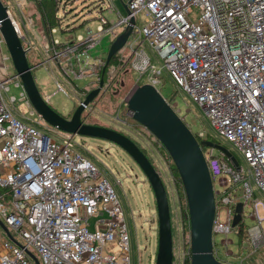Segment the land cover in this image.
Instances as JSON below:
<instances>
[{
  "label": "built area",
  "instance_id": "obj_1",
  "mask_svg": "<svg viewBox=\"0 0 264 264\" xmlns=\"http://www.w3.org/2000/svg\"><path fill=\"white\" fill-rule=\"evenodd\" d=\"M122 1L129 13H118L117 20L101 17L94 32L87 28L85 36L64 43L51 37V47H45L49 60L68 67L102 35L108 34L112 42L131 17L135 20L144 12L145 25L136 28L134 23L122 47L128 57L114 55L112 66H106V83L110 86L127 70L160 92V69L167 70L218 136L243 157L248 166L244 198L252 193L249 181L264 193V0ZM192 7L200 11L196 19L190 18ZM144 43L162 61L160 68L152 64ZM8 59L3 56L2 62ZM1 70L0 220L22 247L0 236V264H34L26 250L39 264H131L127 227L114 188L89 159L70 149V139L61 143L34 127L44 122L33 109L21 111V103L31 108L23 90L18 100L5 99L9 82L22 87L7 64ZM85 73L77 70V76ZM127 102L125 109L131 113ZM113 119L127 129V117L122 119L116 111ZM205 160L216 202L214 234L218 226L230 225L236 203L234 189L223 176L230 174L233 181L242 176L215 156ZM216 179L226 186L222 193L215 190ZM221 211L225 224L219 223ZM259 224L249 227L252 239L264 238Z\"/></svg>",
  "mask_w": 264,
  "mask_h": 264
},
{
  "label": "rangeland",
  "instance_id": "obj_2",
  "mask_svg": "<svg viewBox=\"0 0 264 264\" xmlns=\"http://www.w3.org/2000/svg\"><path fill=\"white\" fill-rule=\"evenodd\" d=\"M3 3L5 4V2ZM11 7V10H9L11 18L23 35L24 30L22 25H20L22 21L20 14L24 13L23 8L19 4L16 7L11 4ZM110 7L113 8L111 14L108 13ZM116 10H119L120 14H125L119 0H111L110 3L107 0H58L57 13L54 19L56 30L53 33V37L64 43L71 39L74 40L77 35L85 36L87 28L93 32L95 31L101 17L107 20H117L118 14ZM199 12L198 8L192 7L190 9V18L196 19ZM145 18L144 12H138L135 15V27L141 28L144 26ZM68 38L70 39L68 40ZM66 39L68 41H64ZM141 40L142 37L139 38V42ZM32 45L34 46L33 48L30 47L32 50L27 51L28 62L32 61L33 53H36V51L43 53L38 44L32 43ZM23 46L27 47L29 43L23 41ZM109 46L110 36L104 34L100 41L88 50L87 54H78L76 56L77 59L74 57L71 66H68L63 72L61 70H51L47 64L45 67L39 66L32 71L37 88L51 109L66 117L78 105L79 99L84 96L82 92H77L76 89L82 90L90 87L94 76H89L88 73L77 76L73 69L76 63L75 60H89L90 58H99L101 55L105 57L106 55L104 54L107 53ZM143 47L152 64L160 68L162 61L158 59L146 43L143 44ZM120 53H122L123 58L126 59L128 57L125 48H121L114 55H119ZM3 56L9 55L0 36L1 61ZM3 64H7L9 70L13 71L10 59L4 61ZM86 66V64L85 67L77 65L76 69L84 71ZM111 66L112 62L108 67ZM107 70L103 74L105 88L107 86ZM160 78L162 84L158 85L159 94L174 111L179 112L178 115L193 133L196 140L200 142L205 140L206 136L210 140L228 148L236 158L240 168L237 172L242 176V180L233 181L230 174H225L223 178L227 180L226 183L230 186L229 188L234 189L231 192L235 197V202L243 203L242 231L239 238H237L236 228H232L231 225L218 226L213 234V242L216 245V257L221 262L234 263L242 261L243 264H264V238H253V240L248 233L249 227L255 226L258 221H260L259 227L264 233V193L256 188L252 181H249L248 184L252 193L249 198H244L243 179L248 178V166L243 157L229 143L218 136L203 111L189 98L186 92L181 91L176 86L167 70L162 67L160 69ZM68 81L72 83L74 90L70 88ZM144 81V77L139 79L135 72L121 70L104 95L100 98L101 91L99 96L84 108L82 118L89 114L90 117L85 120V123L94 125L95 122H98L99 125L122 132L144 149L152 165L161 176L167 192L173 234V264H182L184 257L188 254L190 241L189 232H185L186 226L181 224V214L187 210L184 191L174 183L175 179L170 170L172 161L168 157L167 152L161 147V143L149 130L134 121L131 118L132 114L125 109V103L132 92L137 86L142 85ZM8 87V91L4 93L5 99L14 96L18 100L22 88L16 87L13 82H9ZM58 87H61L62 91L58 90ZM116 111L122 119L125 120L127 117V129H123L113 119V114ZM34 127L55 141L63 143L70 139V149L81 153L95 165L101 175L114 188L121 205L129 237L131 264H154L157 246L155 201L146 178L131 158L113 144L100 139L71 136L46 123ZM203 153L205 157H208L207 155L220 156V153L214 149H206V154L205 152ZM214 187L215 190L222 193L226 186L220 185L216 179ZM178 195H180V198ZM219 223L225 224L223 211L220 213ZM0 236L4 237L2 230H0Z\"/></svg>",
  "mask_w": 264,
  "mask_h": 264
},
{
  "label": "water",
  "instance_id": "obj_3",
  "mask_svg": "<svg viewBox=\"0 0 264 264\" xmlns=\"http://www.w3.org/2000/svg\"><path fill=\"white\" fill-rule=\"evenodd\" d=\"M125 14H128L126 4L119 0ZM135 23L133 17L122 32L111 42L97 86L86 92L69 118L55 112L39 92L33 76V66L27 60V49L7 5L0 0V36L11 60L15 76L18 77L22 90L35 112L47 125L71 136H82L100 139L113 144L126 153L137 165L146 178L152 191L157 216V246L154 264H173V234L167 192L161 176L156 171L143 151L127 135L103 125L85 123L82 118L84 108L92 103L101 93L107 91L104 87L103 74L110 59L126 42ZM132 119L144 126L161 143L178 172L185 195L187 216L189 222L190 264H225L219 261L213 253V223L216 214V202L213 182L206 164L202 146L219 151L230 163L234 171H239V165L232 152L210 140L198 142L182 121L180 116L165 101L159 92L149 84L137 86L127 102ZM243 203L234 206L230 225L235 228L242 218ZM0 229L6 237L17 246V242L8 228L0 220ZM34 264H39L36 257L26 250Z\"/></svg>",
  "mask_w": 264,
  "mask_h": 264
},
{
  "label": "crops",
  "instance_id": "obj_4",
  "mask_svg": "<svg viewBox=\"0 0 264 264\" xmlns=\"http://www.w3.org/2000/svg\"><path fill=\"white\" fill-rule=\"evenodd\" d=\"M107 1L109 3L111 2V0H107ZM3 2H5V5H7L9 10H11V8H12L11 4L13 6H15V7L18 4H19V6L20 5L22 6L24 13L20 14L21 18H22V21L20 22L21 23L20 25H22V28L24 30L23 31V35L21 34L22 37H23V40L25 42L29 43V46H27L26 48H29V50H30L31 49L30 47H32V48L34 47L32 45V43H36V44H38L40 46L41 51L43 52V53H40V52L36 51V53H33L34 55L32 56V61L29 62V64H31L33 66V70L37 69L39 66L45 67L46 64L51 68V70H61L62 72H63V70H66L67 67L63 68V65L58 66L53 61L49 60V58H50V52L49 51L50 50H46L45 47H46L47 44H48L49 47H51L50 39H51V37L54 38L53 37V33H55V31L54 32L51 31L52 32V35H51L50 34V29H55L56 30V28H49L48 27V25L45 23L46 21L44 20L39 8L37 7V5L31 0H3ZM112 12H113V8H112ZM108 13L111 14L109 11H108ZM116 13L120 14L119 10H116ZM27 19L29 20V23H28ZM69 39L70 38H68V40ZM68 40L66 39L64 41H68ZM72 40L73 39L69 40V42L72 41ZM104 55H106V53ZM105 57L104 56L102 57V55H101L99 58L98 57L97 58H92V59L90 58L89 60L88 59H86V60L83 59V61L82 60L81 61L75 60L76 63L74 64V68L73 69H76L77 65L79 67H83V66L85 67V64H86L87 66H86L85 69L87 70L88 75L89 76L90 75L94 76V80L91 83L90 87L84 88L82 90L76 89L77 92H80V93L81 92H86L87 90H90L91 88H94L97 85L95 83L96 73H97V71L99 69V66H100V63H101L102 59L105 58ZM76 59H77V57H76ZM89 64H91V65L89 66ZM2 65H3V62L0 60V78L3 77V70H1ZM70 88L73 89L72 86H70ZM84 90H86V91H84ZM19 107H20L21 111L22 110H30V109H32V108L26 106L24 103L19 104ZM178 114H179V112H178ZM18 117H19V115H18ZM20 119H23V118L20 117Z\"/></svg>",
  "mask_w": 264,
  "mask_h": 264
},
{
  "label": "trees",
  "instance_id": "obj_5",
  "mask_svg": "<svg viewBox=\"0 0 264 264\" xmlns=\"http://www.w3.org/2000/svg\"><path fill=\"white\" fill-rule=\"evenodd\" d=\"M31 1H33L36 5H37V7L39 8V10H40V12H41V14H42V16H43V18H44V20L46 21L45 23L48 25V27L49 28H55L54 27V19H55V16H56V13H57V8H58V0H31ZM110 44H111V42H110ZM107 54V53H106ZM113 58L114 57H112L111 59H110V62L109 63H111V62H113L114 60H113ZM104 62H105V58H103L102 59V61H101V63H100V66H99V69H98V71H97V73H96V79H95V83L96 84H98V82H99V78H100V74H101V69H102V67L104 66ZM75 71V74L77 75V69H75L74 70ZM84 91H86V90H84ZM205 140H210L209 138H207L206 136H205ZM134 141V140H133ZM210 141H212V140H210ZM135 142V141H134ZM213 143H216V142H214V141H212ZM136 143V142H135ZM137 144V143H136ZM137 146L139 147V145L137 144ZM161 147H163L162 145H161ZM142 151H143V153L147 156V154H146V152L144 151V149H142L141 147H139ZM202 148V151L203 152H205V154H206V149H212V148H209V147H206V146H202L201 147ZM163 149H164V147H163ZM165 150V149H164ZM215 150V149H214ZM166 151V150H165ZM219 152V151H218ZM220 153V152H219ZM167 155H168V153H167ZM208 157L210 156V155H207ZM168 157L170 158V156L168 155ZM216 157V156H215ZM148 158V157H147ZM217 158H219L221 161H223V162H225V163H227L230 167H231V165H230V163L225 159V157L220 153V156H218ZM149 159V158H148ZM170 160H171V158H170ZM149 161H150V159H149ZM172 161V160H171ZM151 162V161H150ZM232 168V167H231ZM170 170H171V174H172V176H173V178L175 179L174 181V183L175 184H177V186H179V188L181 189V190H183V188H182V184H181V181H180V178H179V175H178V172H177V170H176V168H175V166H174V164H173V161H172V163H171V165H170ZM178 197L180 198V195H178ZM186 204V203H185ZM186 209H187V207H186ZM181 218H182V220H181V224L182 225H185L186 226V230H185V232L187 233V232H189V228H188V226H189V222H188V216H187V210L186 211H184L182 214H181ZM242 219V218H241ZM246 226V225H245ZM245 226H244V229H245ZM247 227V226H246ZM188 228V229H187ZM236 228V233H237V238H239V235H240V233H241V231H242V222H241V220H240V222L238 223V225L235 227ZM247 229V228H246ZM246 231V230H245ZM246 233H247V231H246ZM214 236V235H213ZM240 242V241H239ZM241 243V242H240ZM215 243L213 242V253H214V255H215V257H216V254H215ZM218 260H219V258L218 257H216ZM182 264H190V250L188 249V254H187V256L186 257H184V259H183V261H182Z\"/></svg>",
  "mask_w": 264,
  "mask_h": 264
},
{
  "label": "flooded vegetation",
  "instance_id": "obj_6",
  "mask_svg": "<svg viewBox=\"0 0 264 264\" xmlns=\"http://www.w3.org/2000/svg\"><path fill=\"white\" fill-rule=\"evenodd\" d=\"M76 107H74L72 110H71V112L66 116V118H69L70 116H71V114H72V112L74 111V109H75ZM90 116H89V114L85 117V120L86 119H88ZM86 122V121H85ZM89 124H91V123H89ZM94 125H99L98 124V122H95V124Z\"/></svg>",
  "mask_w": 264,
  "mask_h": 264
}]
</instances>
